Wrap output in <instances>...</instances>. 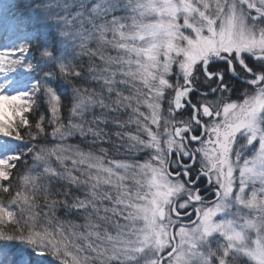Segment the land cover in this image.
<instances>
[{
    "label": "snow or ice",
    "instance_id": "1",
    "mask_svg": "<svg viewBox=\"0 0 264 264\" xmlns=\"http://www.w3.org/2000/svg\"><path fill=\"white\" fill-rule=\"evenodd\" d=\"M0 264H264V0H0Z\"/></svg>",
    "mask_w": 264,
    "mask_h": 264
},
{
    "label": "rangeland",
    "instance_id": "2",
    "mask_svg": "<svg viewBox=\"0 0 264 264\" xmlns=\"http://www.w3.org/2000/svg\"><path fill=\"white\" fill-rule=\"evenodd\" d=\"M78 140H79V137H75V138L70 139L68 142L72 143V144H76ZM121 158H123V157H121Z\"/></svg>",
    "mask_w": 264,
    "mask_h": 264
},
{
    "label": "trees",
    "instance_id": "3",
    "mask_svg": "<svg viewBox=\"0 0 264 264\" xmlns=\"http://www.w3.org/2000/svg\"><path fill=\"white\" fill-rule=\"evenodd\" d=\"M77 143H80V140H78ZM81 147H85L86 148V145L82 144ZM78 222L82 223L83 221L81 220V221H78Z\"/></svg>",
    "mask_w": 264,
    "mask_h": 264
}]
</instances>
